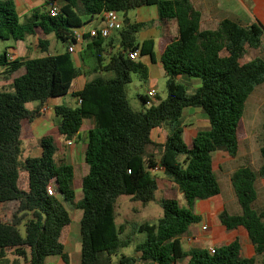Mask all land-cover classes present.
Masks as SVG:
<instances>
[{"label": "trees", "instance_id": "obj_1", "mask_svg": "<svg viewBox=\"0 0 264 264\" xmlns=\"http://www.w3.org/2000/svg\"><path fill=\"white\" fill-rule=\"evenodd\" d=\"M62 1L56 17L47 7L57 0H47L44 11L34 10L22 21L13 0H0V41H23L37 35L42 52L48 53L50 34L63 44H76L74 31L85 24L83 18L114 10L123 15L124 26L118 31L122 49L105 63L106 39L94 37L83 60L88 72L103 75L74 93L81 98L79 105L55 109L60 118L57 132L66 141L74 139L85 120L92 121L85 151L90 170L77 180L71 164L56 161L59 148L54 133L42 137V156L23 159V144L34 138L32 125L42 116L45 104L73 89L78 70L71 53H48L21 62L10 60L6 49L0 52V69L6 74L26 68L9 88L0 89V204H15L10 220L0 221V264H45L51 256L71 264L65 244L72 216L64 203L82 212L79 264H115L114 257L132 245L135 253H122L120 264H181L187 258V264H255L257 256L264 255V211L257 207L256 188L258 177L264 179V146L263 162L257 170L242 164L231 175L242 213L233 215L224 209L217 216L228 231H247L255 255L243 257L240 237L215 247V253L205 248L186 250L181 238L202 221L193 211L195 202L221 194L213 154L222 151L236 158L240 152L248 99L264 84V58L243 59L250 50L261 47L264 28L225 19L215 30H202V14L192 0ZM153 5L162 20L176 22L178 32L160 44L167 98L152 104L142 96L143 102L151 105L137 111L130 104L128 84L132 74L147 79L149 71L126 53L139 50L140 57L149 55L155 61L156 51L153 40L138 44L137 34L147 24L132 22L128 13ZM192 79H198L200 85L189 94L186 81ZM33 102L38 106L28 109ZM187 108L201 109L210 124L198 131L191 143L183 135L182 118ZM160 127L168 130L162 143L152 138L153 130ZM159 167L183 194L187 208L174 197L157 198L159 184L152 170ZM50 186L54 195L49 194ZM77 189L82 192L79 200ZM121 196L162 207L163 215L156 223L138 226L137 233L146 236L144 241L136 242L135 233L126 235V223H118Z\"/></svg>", "mask_w": 264, "mask_h": 264}, {"label": "crops", "instance_id": "obj_2", "mask_svg": "<svg viewBox=\"0 0 264 264\" xmlns=\"http://www.w3.org/2000/svg\"><path fill=\"white\" fill-rule=\"evenodd\" d=\"M13 1L16 5L19 16L23 18V20L26 17H29L34 10L40 9L41 11H44L45 5L47 3V0ZM57 2L60 5H62L63 3L62 0H57ZM192 3L202 14V30H215L219 22L225 19L237 21L243 26H252L254 24H259L264 28V0H192ZM132 14H134V17L130 16ZM128 17L132 22L147 24V26L141 30L144 32V35L141 41H137L138 44H142L147 40H153L155 42V61L149 55L141 56L138 58V61L143 63L148 68V78H152L151 75L152 71H154V68H157L159 66L162 67L160 52L161 41L177 34V24L174 21L162 20L159 15V9L155 5L138 8L136 9V11H129ZM83 20L85 24L78 29L82 37L78 39L76 43L75 52L71 53L74 64L78 70V76L74 81L73 89L66 96L53 98L45 104L44 108H48V110L45 112L42 111V116L37 118L32 125L34 138L25 141V146L23 147L25 158L40 157L43 154V149L40 145L42 137L48 133H54L55 140L59 148L57 154L60 155V160L65 161L74 167L76 180L85 177L90 170L89 165L85 161V151L87 148L88 132L93 126L92 121L85 120L81 130L74 137V139L71 141H66L65 137L57 132V126L59 125L60 118L57 116L55 109L56 107L61 105H66L69 107H76L77 105H79V97H76L74 93L82 90L88 82L103 75L100 72H88V67L85 66V62L83 60V52L85 51L87 44L92 39H94L90 37L89 32L93 28H100L104 25L103 16L100 15L94 18L85 17L83 18ZM48 38L50 40L51 47V41L53 38H56V36L54 34H50ZM263 43L264 36L262 38V44ZM3 44H7L4 45L3 50L6 49L8 51L9 59L12 61L18 59L21 62H26L31 59L43 57L48 53L51 55L65 53L67 50H69L70 46V44H63L61 48L59 42L56 41L54 51L50 50L49 48L48 53H43L40 48L37 35L28 36L23 41H4ZM121 49L122 48L120 46L118 32H114L110 38L106 39L104 62L108 63L111 57ZM25 73V67H21L13 74H6L5 69H0V89L9 88L14 79L24 75ZM151 80H153V83L156 82V78H152ZM186 83L191 85L193 91L200 85V81L198 79L188 80ZM152 88H155L154 84L150 86L149 90ZM157 98H159V94L157 95ZM37 106L38 103L36 102L35 108ZM186 115L191 116L193 121L188 125H184L183 135L185 141L187 143H191L197 132L200 130L208 129L210 124L207 115H203L200 111H198V108L185 109L183 118ZM167 135L168 130L165 127L156 128L152 132L153 140L158 143L164 142ZM61 136L63 137L62 139ZM218 152H215L213 154L214 169H216V155ZM227 156L230 159H234L229 154H227ZM238 168L229 172L230 177ZM152 174L156 177L159 184L158 193H162L163 197L173 198L174 195L176 196L181 193L175 187V185L165 176L162 168L159 167L155 170H152ZM174 192L175 194H173ZM227 195L229 197L228 199H222L220 194L211 199L197 200L195 202L193 211H195L196 208L197 212L194 213L202 216V221L200 223H197L194 229H192L193 227H191L188 233L181 238L183 246L185 245L184 248L186 250H190L194 247L212 249L228 244L235 240L237 237H240L243 244V250L246 247L248 251L247 257L250 258L255 255L254 247L252 246L248 233L245 229L239 228L237 230L228 231L220 222H214V219L217 218L218 214L224 209L228 210V212L233 215L242 213V210L240 211L237 207L234 192L227 191ZM260 198L261 197L259 195L257 201H259ZM64 204L68 209L69 206L67 207L66 203ZM14 210V203L0 204V221H9ZM79 212L80 213L77 214V218L75 219V221L72 219L70 234L65 244V252L70 256L71 264H79L81 260L82 237L80 233V222L82 218V212L80 210ZM208 221L211 222H209V224H206L205 222ZM204 226H206L207 229H204ZM72 256L76 258L74 262H72ZM188 261L189 258H187L181 264H187ZM45 264L66 263L59 256H51L46 258Z\"/></svg>", "mask_w": 264, "mask_h": 264}, {"label": "rangeland", "instance_id": "obj_3", "mask_svg": "<svg viewBox=\"0 0 264 264\" xmlns=\"http://www.w3.org/2000/svg\"><path fill=\"white\" fill-rule=\"evenodd\" d=\"M136 11V9L131 10ZM130 11V12H131ZM134 17V14L130 15ZM123 18V16L121 15ZM23 21V18H21ZM144 32L141 31L137 34V41H141L143 38ZM56 41L59 42L60 47L62 48L63 43L62 41H59L57 38H53L51 41V47L50 50L54 51ZM4 45L2 41H0V52L3 51ZM259 57L264 58V43L261 45L258 49H252L250 50L244 57L243 62H250L252 60H255ZM160 71V72H158ZM151 74V73H150ZM152 78H156V82L153 83L152 78L144 79L141 77L140 74L134 73L132 74V81L128 84V97L131 106L133 109L137 111H143L145 108H148L149 106L146 105L143 100L142 96H147L148 90L151 85H155V88L159 94V98L152 99V104H157L161 100H165L167 98V88H166V76L164 75L163 68L161 66L154 68V71H152ZM187 82V81H186ZM188 93H192V87L190 84L187 83ZM192 90V91H191ZM36 102L29 103L27 105L28 109L33 110L35 109ZM192 109V108H191ZM197 109V108H196ZM198 111H200L203 115L206 116V114L198 108ZM191 116H184L182 118L183 125H188L192 122ZM244 123H245V129H244V138L241 142L240 152L238 156L234 159L228 158L227 154L225 152H218L216 155V169L215 174L220 182L221 185V197L222 199L226 198L228 199L227 191L234 192V188L231 183V177L230 173L232 170H235L238 168L241 164H250L255 170H257L260 165L262 164L263 160L261 157V148L264 146V84L260 85L256 88V90L253 92V94L250 96L247 102L246 106V112L244 116ZM38 136V135H37ZM63 137L61 136V139ZM61 142V141H59ZM57 143V142H56ZM25 144H23V147ZM25 158V155L23 156V159ZM226 158V159H225ZM56 161L60 162V155H56ZM256 188L258 192V196L260 195L259 201H257V207L259 210L264 211V180L259 176L258 181L256 182ZM232 189V191H231ZM175 194V192L173 193ZM163 194L157 193V198L160 200L162 199ZM234 197L236 200V204L238 209L241 211V206L238 203L236 194L234 192ZM82 198V192L81 190L77 189V199ZM174 198H176L180 206L182 208H187L186 199L184 196L180 193L178 195H174ZM72 219L75 221L77 218V214L80 213L78 209L72 207L70 203H66ZM117 208L119 212L118 216V223H126L127 225V233L126 235H131V233H135V241L141 242L144 241L146 236L145 234L137 233V228L140 224L143 223H156L159 218L163 215L162 207L156 203L151 202L148 205H143L141 202H133L131 201V198L129 196H121L118 199L117 202ZM231 210V209H230ZM232 211V210H231ZM196 208H195V211ZM209 222H205L206 224H209ZM214 222H219L217 218L214 219ZM191 227L194 229L196 227V224H193ZM125 235V236H126ZM185 246V245H184ZM134 246H130L128 248H125L121 251L120 255L123 253L127 255H133L134 252ZM12 254V251H10ZM120 255L114 257V263L120 264L119 259ZM243 257H247L248 251L246 247L243 250L242 253ZM11 259H13V256H9ZM75 257L72 256V262L75 261ZM255 264H264V255L257 256V260Z\"/></svg>", "mask_w": 264, "mask_h": 264}, {"label": "built area", "instance_id": "obj_4", "mask_svg": "<svg viewBox=\"0 0 264 264\" xmlns=\"http://www.w3.org/2000/svg\"><path fill=\"white\" fill-rule=\"evenodd\" d=\"M47 8H48V13L52 17H56L60 12V4L58 2H50ZM100 15L103 16L104 25L100 28L91 29L89 32L90 37L94 38V37L101 36L105 39H108L111 37V35L114 32H118L123 28L124 22H123V18L121 17L122 15L121 13L114 11V10H109V11H104ZM74 37L77 41L78 39L82 37L78 29L74 31ZM75 47H76V44H70L69 52L74 53ZM126 55L132 60H138V58L140 57V52L139 50H131V51H128ZM157 95H158V92L155 88L150 89L147 93V97L151 100L156 99ZM79 103H81V98H79ZM47 110L48 108H43L42 111L45 112ZM48 191H49V194L51 195L55 194V189L52 186L48 188ZM203 228L207 229L206 226H204ZM211 251L215 253L214 248H212Z\"/></svg>", "mask_w": 264, "mask_h": 264}]
</instances>
